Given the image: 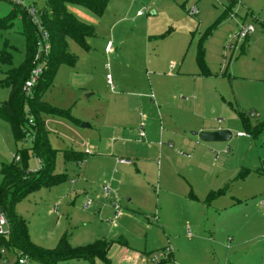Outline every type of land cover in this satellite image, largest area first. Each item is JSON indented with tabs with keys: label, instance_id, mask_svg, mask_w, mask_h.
Segmentation results:
<instances>
[{
	"label": "rangeland",
	"instance_id": "rangeland-1",
	"mask_svg": "<svg viewBox=\"0 0 264 264\" xmlns=\"http://www.w3.org/2000/svg\"><path fill=\"white\" fill-rule=\"evenodd\" d=\"M30 3L32 0L26 1ZM193 10L195 15L191 14ZM69 11L92 26L95 35L87 39L89 50L68 42L76 64L61 66L42 97L49 105L69 111L80 124L58 117L45 118L49 144L58 152L55 173L66 175L68 180L59 186L41 188L16 205V212L28 224L32 243L54 249L64 234H68L73 247L107 240L113 242L108 254L111 264H130L128 261L136 257L137 264L162 260L165 264H264V197L243 200L244 207L234 210L211 207L213 201L209 199L189 204V186L184 189L183 199H175L170 190H159L156 184L160 173L163 183L174 177H188L196 183V177L187 174V161L173 158L162 165L165 160L155 156L151 158L154 165L150 161L140 166L134 157L141 152L136 147L141 144V124L146 123L142 119L145 110L137 101L156 105L150 102L155 96L150 92L145 96L151 84L157 96L162 95L164 85L179 100L169 112L177 129L162 122L160 115L156 137L146 136L147 143L158 147L173 142L160 132L170 130L179 138H192V125H201L202 120L209 123L212 119L217 122L230 118L238 125L242 114L253 126L264 121L263 0H110L102 17L76 6H70ZM138 12L144 16L139 17ZM21 16L13 2L0 0V20L12 21L11 27L0 29V50L11 53L13 67L26 58ZM242 25L254 28L247 43L236 37ZM172 64L173 75H184L180 82L169 78L154 81V74L169 77ZM202 66L211 77L203 75ZM8 69L0 65V82ZM108 76L111 84L107 83ZM194 77L204 97L197 106L191 86ZM125 78L130 79V85L123 82ZM226 90L233 103L237 97L242 107L235 104L238 109L229 111V100L223 102L219 96ZM9 93L0 85V104L8 100ZM121 93L127 95L125 103L117 99ZM82 123L90 127L81 128ZM229 131L235 141L237 133L245 130L241 124L239 130L233 127ZM31 145V137L15 143L9 125L0 119V184L1 164L11 163L17 150H29ZM69 150L90 156L81 164L66 162L63 152ZM173 153L180 158L183 154L192 157V151L176 143ZM118 158H129L132 166L116 165ZM38 166V159L30 153V171H36ZM241 172L245 170L240 165L236 176ZM106 185L111 187L108 198L103 195ZM222 189L228 193L231 184L215 191ZM89 200L93 204L86 210ZM116 205L119 217L114 219ZM17 256L7 255L6 261L13 264ZM0 264L4 261L0 260ZM61 264L105 263L81 259Z\"/></svg>",
	"mask_w": 264,
	"mask_h": 264
},
{
	"label": "trees",
	"instance_id": "trees-1",
	"mask_svg": "<svg viewBox=\"0 0 264 264\" xmlns=\"http://www.w3.org/2000/svg\"><path fill=\"white\" fill-rule=\"evenodd\" d=\"M38 2L42 4L39 5ZM109 2L110 0H32L30 4L39 10L42 26L48 34L50 50L43 73L28 96L23 92V85L29 79L35 65L38 32L25 10L14 4L21 10L26 58L19 66L13 67L11 53L0 50V65L9 66L0 85L7 87L10 92L8 100L0 104V119L9 125L15 143L31 137L32 145L29 150H17L11 163L1 164L0 214L6 217L10 235L7 239L0 236V260L7 255L22 254L27 258L26 264H61L81 259L89 262L98 259L105 264H111L108 254L113 242L107 240L73 247L68 234H64L54 249L36 246L30 240L26 220L15 210L19 202L41 188L59 186L68 180L66 175L55 173L58 152L49 144L45 118L58 117L77 125L80 122L73 118L69 111L49 105L42 97L53 85L55 75L61 66L74 67L76 64L75 56L69 51L68 42L73 41L83 50H89L87 39L95 35V29L70 13L69 7H81L96 17H102ZM11 26V19L0 20V29H8ZM248 38L244 42L247 43ZM202 70L204 75H209L205 66H202ZM239 117L245 134L255 137L262 131L264 123L253 126L247 117L242 114H239ZM30 153L40 161V168L35 172L29 169ZM63 158L66 162L81 164L87 155L69 150L63 152ZM243 176L244 172H241L239 177ZM224 192V189L212 192L208 199L213 200ZM2 250L6 251L5 255L1 253ZM19 258L20 256H17V261L13 264H18ZM152 264H165V261Z\"/></svg>",
	"mask_w": 264,
	"mask_h": 264
},
{
	"label": "crops",
	"instance_id": "crops-1",
	"mask_svg": "<svg viewBox=\"0 0 264 264\" xmlns=\"http://www.w3.org/2000/svg\"><path fill=\"white\" fill-rule=\"evenodd\" d=\"M143 16L144 14L139 17H143ZM107 48L108 46H106V51H110ZM169 69H170L169 77L167 75H162L161 73L154 74L155 77L154 81L169 78L170 80L180 82L181 79H183L184 77L183 74L173 75L174 74L173 70L175 69V67L174 68L170 67ZM204 76L211 77V73L209 72V75H204ZM123 82L128 83V85H130L131 81L130 79L125 78L123 79ZM196 83L197 80L196 77H194L191 82V86L193 89L192 92L196 96V99L194 97L193 98L195 99V103L197 106L198 104H200V102L203 103L204 97L201 93L198 92ZM161 90H162V95L157 96L158 93L156 94L155 87H153V84H151L149 90L145 92V96H147L149 92L150 94L155 96L154 101L152 99L150 101L152 104H156L154 106L148 105L147 102L143 103L142 101H137L142 105V107L145 110L146 116H144L143 118L141 114H139V116H141V118L144 121H146V123L143 124L144 122H142L141 124L140 132L138 136V139L141 142V144L138 143L136 147V148H141V152L136 153L134 157L137 159V162L140 166L141 165L144 166L143 164L150 162L151 158L152 157L154 158L155 156H159L163 160H165L164 162H162V165L163 163L170 162V160L173 158H175V160L183 159L187 161L184 162L186 166L185 169L186 170L188 169L187 174L191 177H196V183L194 180L193 181L189 180L188 177L175 178L174 176L173 179L169 181L165 180V182L163 183L164 177L160 173L156 181L158 189L163 190V188H166L167 190H170L171 192L170 194L173 198L177 199L178 197L180 198L182 197L183 199L185 197L184 189L185 187L189 186L190 187L189 194H191V197L190 196L188 197L189 198L188 203L190 204L192 200H196V201L198 200L204 202L205 200H208L212 192H216L215 190H217L218 188L219 189L222 187L227 188V186L231 184V189L229 190L228 193L224 192L222 195L214 198L212 200L213 202L211 203V205H209L211 207H215L217 209H223V210H229V209L234 210L236 207H244L243 200H247L249 198H258V196H260L257 199L259 200L260 198L264 197V126L262 128V131L255 137L239 136L238 135L239 133H244L239 131L236 135L237 140L235 141L232 140L233 139V135H232L231 138L232 141L230 140L229 142H203L197 136L194 135L192 138H186V137L179 138L177 132L174 131L168 130V131L160 132L161 136L167 138V140L173 141L174 144L175 143L178 144L179 146H181V148L192 151L191 158L185 154H183V158H180L178 157L179 156L178 154L173 153L174 152L173 142L172 143L170 142L169 144H167V146L163 145L158 147L157 145L151 144L149 142L147 143L146 141V136L149 137L150 139H153L157 135L156 132L157 131L156 126L158 125L157 116L162 115L163 117L161 116L162 119L160 117V120H162V122L165 121V123L169 124L170 127H172L173 129H177L178 126L174 118L171 115H169L170 110L172 109V107H174L173 105L177 106L179 103V100L177 98L178 95L176 93L171 92L167 88L164 89V85L161 87ZM227 90L226 92L224 91L222 94H220L219 92V96L222 98L223 102L224 100L225 101L229 100V106H230L228 107L229 111L232 110L233 108L238 109L239 107H242V104L239 102L237 97H235V102H236L235 104L238 108L234 106L235 104L233 103L231 94H229V91L227 92ZM124 96L127 95H125L124 93L118 95L117 99H119L118 101H120V103H125L126 99L124 98ZM131 113L136 115L134 110H132ZM193 115L196 118V109H194ZM252 117H257V115L253 114ZM238 122H239L238 124L239 126L236 124L237 122L236 123L231 122L230 118L224 121H222V119L221 120L219 119L217 122H215V119H212L211 122L209 123L207 122V120H202L201 125H197V123L195 122V124L192 125L195 126L192 130H194L197 133L212 132L216 130L229 131L233 127L239 130L242 124L240 118ZM262 123H264V121L257 122L256 125ZM144 130H146V133ZM142 132L144 134L143 137L140 135ZM240 139H242L243 142H241L242 140ZM146 152L148 153V156ZM86 155L87 157L90 156V154H86ZM118 159H122V158H118ZM124 159L131 161L129 158H124ZM38 162H39V166H38L39 169L40 161L38 160ZM151 162L154 165L153 160ZM116 165H120L121 167L124 168L126 167L129 168L132 166V163L130 165L119 164L116 159ZM240 165H241V169L245 170L243 177L236 176L237 171L240 168ZM166 175L165 177H167ZM194 192H196V194ZM220 197L221 198L224 197V199H228V200H224L223 202H221ZM261 203L264 206V201ZM131 256L132 258H134V255ZM136 259L137 257L135 259L129 260L128 262H130V264H137Z\"/></svg>",
	"mask_w": 264,
	"mask_h": 264
},
{
	"label": "built area",
	"instance_id": "built-area-1",
	"mask_svg": "<svg viewBox=\"0 0 264 264\" xmlns=\"http://www.w3.org/2000/svg\"><path fill=\"white\" fill-rule=\"evenodd\" d=\"M13 2V4L21 7V9L25 10L27 15L29 16L33 26L36 28L38 32V51L37 55L35 57V65L34 68L32 69L30 73L29 79L25 82L23 85V92L28 96L31 93V89L34 87L35 83L39 80L40 76L43 73V70L46 66L45 60L49 54L50 50V42L48 38L47 32L44 30L40 17H39V10L32 4H26L27 0H8ZM192 15L196 14V10H193ZM139 16H142L143 13L139 12ZM254 33V28L252 26H244L242 25L240 27V30L238 34L236 35L238 40H245L247 37H250ZM110 50V47L107 48ZM171 68H174L175 66L172 64L170 66ZM108 84H111V79L108 76ZM142 137L144 136L143 132L140 134ZM239 136H248V134L245 133H239ZM18 159V158H17ZM117 162L119 164H125V165H130L131 161L127 159H117ZM111 194V187L110 185H106L103 187V195L105 198H108ZM93 202L92 201H87L85 203V209H90L92 206ZM112 205H115L114 203ZM115 210V216L114 219H117L119 217L118 213V208L117 205L114 207ZM10 235V226L6 220V217L3 214H0V236L3 238H8ZM1 253L3 255L6 254L5 250H2ZM20 258L18 260V264H26L27 263V258L22 254H19ZM4 261V264H8L6 261V258L2 259Z\"/></svg>",
	"mask_w": 264,
	"mask_h": 264
},
{
	"label": "water",
	"instance_id": "water-1",
	"mask_svg": "<svg viewBox=\"0 0 264 264\" xmlns=\"http://www.w3.org/2000/svg\"><path fill=\"white\" fill-rule=\"evenodd\" d=\"M88 124L82 123L81 128H89ZM203 142H229L232 138V133L228 130H216L212 132L193 133Z\"/></svg>",
	"mask_w": 264,
	"mask_h": 264
}]
</instances>
